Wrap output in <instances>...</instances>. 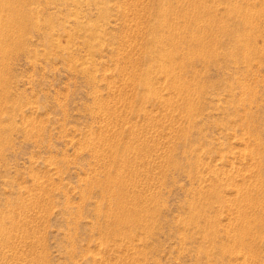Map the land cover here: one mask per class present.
Masks as SVG:
<instances>
[{
    "label": "rangeland",
    "instance_id": "374dc122",
    "mask_svg": "<svg viewBox=\"0 0 264 264\" xmlns=\"http://www.w3.org/2000/svg\"><path fill=\"white\" fill-rule=\"evenodd\" d=\"M0 264H264V0H0Z\"/></svg>",
    "mask_w": 264,
    "mask_h": 264
},
{
    "label": "bare ground",
    "instance_id": "6f19581e",
    "mask_svg": "<svg viewBox=\"0 0 264 264\" xmlns=\"http://www.w3.org/2000/svg\"><path fill=\"white\" fill-rule=\"evenodd\" d=\"M2 51V50H1ZM3 52V51H2Z\"/></svg>",
    "mask_w": 264,
    "mask_h": 264
}]
</instances>
